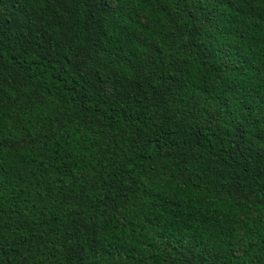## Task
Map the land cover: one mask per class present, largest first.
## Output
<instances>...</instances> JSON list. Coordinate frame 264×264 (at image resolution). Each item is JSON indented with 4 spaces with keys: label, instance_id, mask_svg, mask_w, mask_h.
<instances>
[{
    "label": "trees",
    "instance_id": "obj_1",
    "mask_svg": "<svg viewBox=\"0 0 264 264\" xmlns=\"http://www.w3.org/2000/svg\"><path fill=\"white\" fill-rule=\"evenodd\" d=\"M0 264H264V0H0Z\"/></svg>",
    "mask_w": 264,
    "mask_h": 264
}]
</instances>
